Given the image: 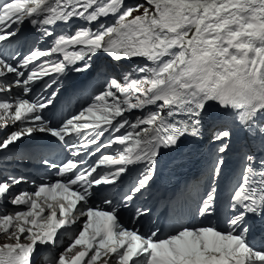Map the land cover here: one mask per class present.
<instances>
[{"label": "snow or ice", "instance_id": "1", "mask_svg": "<svg viewBox=\"0 0 264 264\" xmlns=\"http://www.w3.org/2000/svg\"><path fill=\"white\" fill-rule=\"evenodd\" d=\"M146 2L151 10L126 0H0V131L15 128L0 137V151L43 133L76 157L59 163L44 158L60 178L33 180L32 193L12 192L27 182L22 175L0 180V232L14 240L0 245V264H37V256L39 264H264V0ZM108 17L112 24L101 23ZM74 21L83 23L55 32ZM26 25L50 46L9 50ZM100 54L106 65L94 64ZM134 58L148 63L112 74L115 65ZM65 72H95L104 83L92 103L53 125L44 111L58 94L48 91L56 81L44 78ZM36 86L46 95L33 98ZM136 110L140 115L130 120ZM105 133L107 142L101 140ZM206 133L221 154L213 181L233 137L245 140L223 219L181 224L167 234L153 224L143 232L134 225L147 209L137 207L125 223L122 210H130L152 180L161 155ZM73 134L82 137L79 143L70 142ZM113 147L115 154L102 153L83 167L84 157ZM138 164L143 168L128 191L105 194ZM97 197L99 204L93 203ZM216 212L212 187L197 213Z\"/></svg>", "mask_w": 264, "mask_h": 264}, {"label": "bare ground", "instance_id": "2", "mask_svg": "<svg viewBox=\"0 0 264 264\" xmlns=\"http://www.w3.org/2000/svg\"><path fill=\"white\" fill-rule=\"evenodd\" d=\"M209 143H210V147L214 148L216 154H219L216 151L217 145L213 143L211 140H209ZM244 143H245V140L242 134L238 133L237 135L233 137L229 150L225 154H223V159H224L223 167H226V163L228 160H238L242 158V154L244 150L243 148Z\"/></svg>", "mask_w": 264, "mask_h": 264}, {"label": "rangeland", "instance_id": "3", "mask_svg": "<svg viewBox=\"0 0 264 264\" xmlns=\"http://www.w3.org/2000/svg\"><path fill=\"white\" fill-rule=\"evenodd\" d=\"M136 3H143V4L145 5V7H149V9L151 10V6L147 4L146 0H138ZM130 4H134V3H133V0L131 1ZM142 12H143V8H141L140 12H136V13H134V15H135V14H141ZM113 22H114V20H113L112 22H110L109 24H112ZM82 23H83L82 21H75V25H76V27H77V26H80ZM79 24H80V25H79ZM142 66H143V65H142ZM135 67H136V66H134L133 68H135ZM133 68H132V69H133ZM132 69H131V70H132ZM131 70H128V71H131ZM124 71H127V69H124L123 72H124Z\"/></svg>", "mask_w": 264, "mask_h": 264}]
</instances>
